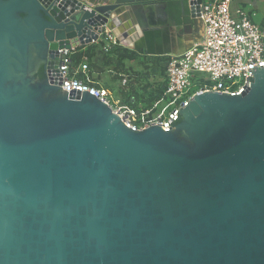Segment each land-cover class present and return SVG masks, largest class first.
I'll return each mask as SVG.
<instances>
[{
	"label": "water",
	"instance_id": "obj_1",
	"mask_svg": "<svg viewBox=\"0 0 264 264\" xmlns=\"http://www.w3.org/2000/svg\"><path fill=\"white\" fill-rule=\"evenodd\" d=\"M134 2L0 0V264H264V69L169 133L60 90L63 51L113 21L126 46Z\"/></svg>",
	"mask_w": 264,
	"mask_h": 264
},
{
	"label": "built area",
	"instance_id": "obj_2",
	"mask_svg": "<svg viewBox=\"0 0 264 264\" xmlns=\"http://www.w3.org/2000/svg\"><path fill=\"white\" fill-rule=\"evenodd\" d=\"M235 0H202L196 18L197 37L178 55L169 56L164 64V92L150 106L130 105L103 86H94L89 77L88 59L75 67L71 51H63L58 68L60 90L88 93L104 103L125 128L142 132L151 127L169 133L194 96L207 92L237 96L250 87L255 69H264V26L254 23L239 8L231 10ZM117 21L105 25L99 39L105 54L121 47L113 32ZM92 44V45H93ZM80 75L84 79L79 78Z\"/></svg>",
	"mask_w": 264,
	"mask_h": 264
},
{
	"label": "crops",
	"instance_id": "obj_3",
	"mask_svg": "<svg viewBox=\"0 0 264 264\" xmlns=\"http://www.w3.org/2000/svg\"><path fill=\"white\" fill-rule=\"evenodd\" d=\"M171 1L181 4V6L182 4L185 5V15L181 11L180 17L176 19L167 12L168 4ZM186 3L187 0H135L134 5L137 6L138 14L135 13L133 21L136 24H133L132 19L123 23V28L129 26V31L127 30L129 35L125 40L127 45L123 46L121 44V48L139 55L145 60L147 59L148 65H151V61L167 60L169 56L181 54L197 37L196 19H190ZM239 8L245 10L254 23L264 26V0H235L231 5V10L235 11ZM138 22H140L142 28L138 26ZM94 45L96 47L92 51L93 57L90 64L94 65L95 69L91 70L92 73H89V76L92 74L91 79L95 83L107 88L115 98L126 102L125 94L115 91V81L117 80L111 78L113 81L112 86H114L110 87L105 85L106 82L102 78L98 80L97 74H93L94 70L111 69L112 66H103V64H110L109 60L116 58L115 54H105L100 44ZM88 47H82L80 51H84ZM106 57L109 60L105 63ZM139 61L124 60L122 63L125 68L137 69L142 65ZM137 104L142 103L138 102Z\"/></svg>",
	"mask_w": 264,
	"mask_h": 264
},
{
	"label": "rangeland",
	"instance_id": "obj_4",
	"mask_svg": "<svg viewBox=\"0 0 264 264\" xmlns=\"http://www.w3.org/2000/svg\"><path fill=\"white\" fill-rule=\"evenodd\" d=\"M124 53L122 52L121 54ZM132 55L133 60H140L139 62L142 64L140 68H125L121 61L115 58L109 60L110 66H112L111 69H104V71L101 69L94 70L93 74H97L96 76L98 77V80L102 78L104 82H106L105 85L110 87L114 86H112L113 81L111 78L117 80L115 81V91H117V93L121 92V94H125V97H123L126 100H129V103L138 105L137 103L139 102L150 106L159 99V94L163 90L165 60H154L151 61V65H148L147 59L145 60V58L134 53H132ZM98 65L102 66L101 64ZM107 65L108 64H103V66ZM93 69H95V67H93L92 70ZM92 76L93 75L91 74L90 78H92Z\"/></svg>",
	"mask_w": 264,
	"mask_h": 264
},
{
	"label": "trees",
	"instance_id": "obj_5",
	"mask_svg": "<svg viewBox=\"0 0 264 264\" xmlns=\"http://www.w3.org/2000/svg\"><path fill=\"white\" fill-rule=\"evenodd\" d=\"M167 12H169L174 18L178 19L180 17V13H181V4L177 3V2H174V1H171L169 4H168V8H167ZM96 45H90L88 48H86L84 51H80L81 49L80 48H77L75 49L72 53H71V62H72V65L75 66V67H78L81 63H82V59L83 57H86L88 60H89V73H91V70L92 68L94 67V65L90 64V61L93 57V54H92V51L95 49ZM122 51L124 54H121L120 52ZM116 55V58L118 60L121 61V63L124 61V60H133V55L131 52H127L125 50H123L121 47L120 48H115L113 49L111 52H109L107 55H111V54H114ZM106 62H108L109 58L106 57L105 58ZM119 63V62H118ZM108 64V63H107ZM123 64V63H122ZM121 64V65H122ZM120 65V64H119ZM107 66H110V64H108ZM90 77V76H89ZM79 78L81 79H84V76L83 75H80ZM40 79H43V73H42V70L40 71ZM93 83L91 85H94V86H98L97 83L94 82V80H92ZM164 87H165V84H164ZM164 87H163V90L161 91V93L159 94V96L161 97L163 92H164ZM159 97V98H160ZM126 100V99H125ZM129 100H126V103L130 104V105H136V104H132V103H129L128 102Z\"/></svg>",
	"mask_w": 264,
	"mask_h": 264
},
{
	"label": "flooded vegetation",
	"instance_id": "obj_6",
	"mask_svg": "<svg viewBox=\"0 0 264 264\" xmlns=\"http://www.w3.org/2000/svg\"><path fill=\"white\" fill-rule=\"evenodd\" d=\"M144 1V0H143ZM42 70V73L44 71L42 64H39V66L36 68V70L34 71V75L38 78H40V71ZM44 74V73H43Z\"/></svg>",
	"mask_w": 264,
	"mask_h": 264
}]
</instances>
